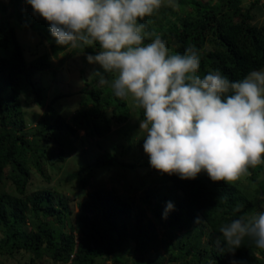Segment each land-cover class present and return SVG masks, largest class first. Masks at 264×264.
<instances>
[{"label":"trees","instance_id":"1","mask_svg":"<svg viewBox=\"0 0 264 264\" xmlns=\"http://www.w3.org/2000/svg\"><path fill=\"white\" fill-rule=\"evenodd\" d=\"M9 1L13 14L0 19V74L5 75L8 93L4 96L0 88V182L10 179L15 193L0 192V254L25 251L32 255L31 263L45 257L58 264H96L99 258L106 262L111 258L118 264H153L144 260L159 246V231L145 209L132 216V204L115 187H93L80 196L74 223L67 231L66 218L72 214L68 197L61 198L48 189L26 196L31 169L45 176L41 165L53 155L49 146L52 141L57 143L60 160L73 150L70 136L78 131L101 147L98 142L112 133L113 123L128 121L129 110L120 93L115 92L112 100L102 103L100 93L90 92L91 107L73 114L70 122L50 107L53 119L46 114L35 127L26 129L20 102L23 83L36 106L43 108L47 100L46 90L31 79L27 66L45 71L52 61L45 53L26 62L10 20L16 18L26 29L39 22L23 11L22 0ZM127 1V14L136 22V30L147 37L144 43L135 44L127 61L137 63L141 58L139 49L154 42L165 51L151 73L152 86L140 67L133 84L139 114L145 116L151 86L159 96L158 116L172 128L170 141L153 143L163 162L157 184L169 185L170 196L151 188L144 201L161 223L164 239L169 240L170 264H264V211L252 214L257 201L227 180L230 158L222 149L225 142L239 137H254L264 143V101L256 104L252 95L231 113L222 112L223 106L248 86V76L264 68V25L253 24L252 13L259 9L260 0H216L213 4L214 0H177L173 2L177 9L170 5L150 10L135 3L141 0H89L92 8L81 19H94L100 8L108 9L110 18ZM245 1L249 5L243 8ZM83 3L62 0L56 8L43 6L51 26L69 31L61 50L73 41L72 21L79 17ZM67 9H71V16ZM74 40L75 48L82 50L84 38ZM52 48L56 53L54 45ZM64 96H55L51 103ZM240 109L249 115L234 127ZM131 130L125 135L129 136ZM248 162L249 170L260 171ZM118 164L115 154L102 151L94 164L81 165L66 179L86 187L92 185L93 170ZM197 219L209 230L206 244L202 227L192 232ZM26 224L29 230L24 229ZM121 247H128L127 252L133 254L131 260L119 253Z\"/></svg>","mask_w":264,"mask_h":264},{"label":"rangeland","instance_id":"2","mask_svg":"<svg viewBox=\"0 0 264 264\" xmlns=\"http://www.w3.org/2000/svg\"><path fill=\"white\" fill-rule=\"evenodd\" d=\"M174 1L177 0H141L135 3L149 10L156 6L170 5L177 9L176 5L173 4ZM202 1L206 2L207 0ZM263 1H259V9L252 11L253 24L257 26L264 25ZM22 2V9L27 16L33 14L34 19L39 22L37 24L34 21L36 24L34 28L26 29L16 18L12 17L13 19L10 20L16 38L23 49L26 62L28 63L45 53L50 56L52 61L51 67L45 71L34 70L27 66L31 79L46 90L47 100L43 108L36 106L29 88L23 83L25 89L20 95V102L24 112L26 129L35 127L46 114L49 119H53V114L49 110L50 107L54 114L61 115L67 122H70L73 114L81 109L91 107L90 92L100 93L102 103L112 100L115 92L120 93L129 110L128 121L122 124L113 123L112 133L98 142L101 147L97 145L94 139L87 140L84 132L78 131L75 136H70L73 150L62 156V160H60L57 158V143L52 141L49 146L52 148L53 155L49 161L41 165L47 179L32 168L30 181L26 187V196H30L39 190L48 189L56 196L68 197V207L72 214L66 218L65 231H67L74 223V214L77 213L76 201L80 196L93 187H115L121 197L132 204V216L137 211L145 209L147 218L154 222L159 231V246L151 251L144 261H150L153 264H170L169 249L171 245L169 240L164 239L160 231L161 223L152 216V212L146 208L144 202L146 193L151 191V188L168 197L171 189L169 185L160 186L157 184L161 176L163 162L153 146V143L157 141H170L168 133L172 129L164 118L158 116L160 101L156 98L159 96L157 91L153 92L151 88V84H153L151 73L160 63L165 52L164 49L159 42H154L139 49L141 58L137 63L127 61V55L135 49V44L140 45L147 38L136 30V22L127 14L125 7L129 1L123 4L119 12L111 15L110 18H107L108 9L100 8L97 11V17L86 22L81 19V15L91 10L92 7L89 5V0H84L81 9H79V17L74 22L72 21L70 36L73 41L64 50L61 49L66 46L69 31L51 26L43 11V6L49 5L56 8L62 4V0H55L51 4H46L43 0H22ZM215 2L216 0L212 1L211 4ZM248 5L249 2L245 1L243 8ZM67 10L71 16V9ZM186 10L190 11L191 8L187 7ZM12 14L13 7L10 1L0 0V19ZM70 16L68 19L71 21ZM178 16L182 17L183 15L179 13ZM75 37L84 38L82 50L75 48ZM52 45H54L56 53L53 51ZM0 55L3 56L2 49H0ZM137 67L143 70L142 76L151 85L149 87L151 94L146 103L144 117L139 114L133 84ZM247 81L248 86L226 103L222 112L231 113L233 109L242 105L246 98L252 97V95H255L252 99L256 104L264 101V68L251 73ZM257 87L259 88L256 89ZM0 88L2 94L7 96L4 74H0ZM82 89H85L84 93L80 92ZM58 95L66 96L59 98L52 104L51 99ZM109 113L107 111L105 115L107 116ZM248 115L245 109L238 110L234 118V127L241 125ZM129 128L132 130L127 136L125 133L128 132ZM222 149L230 158L227 164L229 170L227 180L249 198L257 201V208L252 214H259L264 211V192L260 191L261 185L264 183V143L254 137L251 139L239 137L225 142ZM102 151L115 154L119 162L118 166L93 170L91 172L92 185L86 187H81L76 180L68 181L66 179L67 174L76 172L81 165L94 164L98 154ZM248 161L260 171L249 170ZM8 173L9 168L6 169V175ZM0 192L15 193L14 185L10 179L0 182ZM152 201L155 202L156 199ZM49 219L52 220L53 218ZM242 221V223H246L244 220ZM29 227V224L24 225L25 230H29ZM201 227L202 222L197 219L193 224L192 232ZM203 230L206 235L202 237V241L206 244L209 230L205 227ZM180 235L174 239L175 242ZM1 239L2 235L0 234V242ZM128 247H121L119 253L124 258L131 260L133 254L127 252ZM31 257L32 255L25 251L14 252L12 255L0 254V264H58L45 257L31 263ZM96 264L118 263H115L111 258L107 262L99 258Z\"/></svg>","mask_w":264,"mask_h":264},{"label":"water","instance_id":"3","mask_svg":"<svg viewBox=\"0 0 264 264\" xmlns=\"http://www.w3.org/2000/svg\"><path fill=\"white\" fill-rule=\"evenodd\" d=\"M259 87H257L256 89H258Z\"/></svg>","mask_w":264,"mask_h":264},{"label":"clouds","instance_id":"4","mask_svg":"<svg viewBox=\"0 0 264 264\" xmlns=\"http://www.w3.org/2000/svg\"><path fill=\"white\" fill-rule=\"evenodd\" d=\"M249 168V167H248ZM77 242V241H76Z\"/></svg>","mask_w":264,"mask_h":264}]
</instances>
